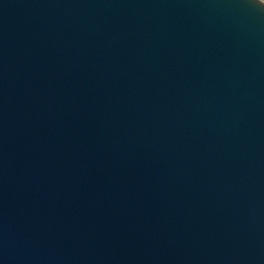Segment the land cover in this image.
I'll list each match as a JSON object with an SVG mask.
<instances>
[{
  "label": "water",
  "instance_id": "95a60500",
  "mask_svg": "<svg viewBox=\"0 0 264 264\" xmlns=\"http://www.w3.org/2000/svg\"><path fill=\"white\" fill-rule=\"evenodd\" d=\"M0 264H264V0H0Z\"/></svg>",
  "mask_w": 264,
  "mask_h": 264
}]
</instances>
